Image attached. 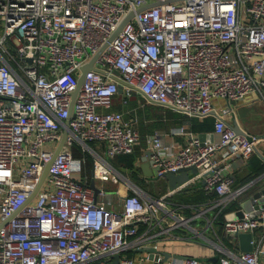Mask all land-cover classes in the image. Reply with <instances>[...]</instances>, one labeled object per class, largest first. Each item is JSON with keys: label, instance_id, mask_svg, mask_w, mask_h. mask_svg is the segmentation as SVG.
I'll use <instances>...</instances> for the list:
<instances>
[{"label": "built area", "instance_id": "1", "mask_svg": "<svg viewBox=\"0 0 264 264\" xmlns=\"http://www.w3.org/2000/svg\"><path fill=\"white\" fill-rule=\"evenodd\" d=\"M153 1L0 0V264H112L116 254L114 264H210L193 254L163 258L162 243L193 228L190 219L136 189L116 190L112 201L95 183V194L82 173L86 156L72 150L77 143L92 152L94 179L124 178L109 160L132 152L140 134L110 108L117 69L122 102L138 91L187 115L214 116L213 140L182 125L170 132L185 133L184 143L146 135L158 176L194 165L220 206L247 188L233 187L234 162L264 137L236 132L225 117L249 94L264 96V0H170L137 10ZM96 54L73 95L80 67ZM89 141H102L104 154ZM224 231H251L253 248L215 241L214 264H261L264 206L226 218Z\"/></svg>", "mask_w": 264, "mask_h": 264}, {"label": "crops", "instance_id": "2", "mask_svg": "<svg viewBox=\"0 0 264 264\" xmlns=\"http://www.w3.org/2000/svg\"><path fill=\"white\" fill-rule=\"evenodd\" d=\"M122 96L123 91H118L113 97V102L110 108L121 111L123 113V117L128 120L140 134V138L135 144L134 151L137 159L136 166L139 168V171L141 173L140 179L142 181L143 187L132 180L128 174L123 173L117 166L119 165V163L115 160V157L119 154L111 158L109 161L115 169H117L120 173L122 172L121 174L124 176V178H120L121 180L116 181L110 179H99V184L96 182V179H94L95 183L98 186L105 188L104 185H106L107 182L111 181L110 185L112 184V182L115 183L114 191L119 190L124 192L126 190L127 192H129L131 190L132 192H134V190L137 189L143 193H148L150 195L165 198L167 200V205L174 212L187 217L191 221L195 220L196 218H200L202 224L198 227H200L201 231H203L202 235L204 237H206V233L207 236L212 234L211 230L208 231L211 221L223 207L228 206L229 204L233 205L231 206L232 208L230 207V209L226 210L225 217L228 218V215H232L231 213L239 208L240 202L244 199V197L248 195L252 188L264 186V157H261L256 151L247 158H236L233 169V174H235L236 178L233 183V187L244 184L248 185L244 192L238 198L232 199L225 206L215 204V198L217 197V195H215L213 198H209L207 195H204V198L201 199V201L199 200L194 202L191 200H187L188 198H190L191 193L200 191L201 189L205 190L201 184L200 177L195 174H191L192 177L190 181L186 184L181 185L180 188L176 190H171L169 188L167 181L163 177V175L158 177L144 176L139 167V163L141 161V157L144 155L145 150L149 148L148 142L146 140V135L148 133L158 131L161 132L164 141L174 140L175 142L184 143L186 138L185 133H171L170 127L182 125L185 130L192 131L190 130L191 117H198V115H187L171 107L148 101L145 96L138 91H134L131 97L128 98L127 102H122ZM175 112L183 113L184 116L181 121L178 120ZM225 118L228 122H237L241 129H244L249 133H259L260 135L264 134V96L258 93L249 94L244 99L235 102L233 111L230 113V115H226ZM261 136L264 137V135ZM213 138H218V135L214 133ZM89 146L99 154H104V143L102 141H93V143H89ZM258 149L262 154H264V139H262V142L258 145ZM87 152L90 155L92 153L90 150H88ZM74 156L78 157L79 155L74 154ZM257 164H259L262 169L258 174L252 176ZM91 168L89 169V167H87L85 163L82 169V173L88 174L91 178ZM164 187L165 189H163ZM162 189L163 191L160 193V190ZM104 198L114 201L117 199V194L115 193V195L112 196L110 194H107V196H105ZM212 208H214V210H211ZM175 232L179 235L177 236V238H173L162 243L165 250L181 254H196L199 256H209L210 254L216 253L217 251L215 246L212 249L207 246L205 247L204 245H201V247L198 248L191 246V244H193L194 242H188L190 240L186 239L191 236L190 232L184 233L182 230H175ZM257 234L258 231L255 232L254 236H257ZM206 239L209 241V239L212 238H209L208 236L206 237ZM206 243L207 242L205 241V244ZM232 251L238 252L239 250ZM208 262L210 261L208 260ZM262 263H264V258L261 257V264Z\"/></svg>", "mask_w": 264, "mask_h": 264}, {"label": "water", "instance_id": "3", "mask_svg": "<svg viewBox=\"0 0 264 264\" xmlns=\"http://www.w3.org/2000/svg\"><path fill=\"white\" fill-rule=\"evenodd\" d=\"M164 1H170V0H156L153 2H149V3H143L141 4V6L137 9L140 10L142 8H145L147 6H151L160 2H164ZM133 14V11L129 12V14L127 16H125L123 18V20L119 23L118 27L115 29V31L113 32L112 36L113 37L122 27V25L124 24V22H126L127 19L130 18V16ZM98 54V53H97ZM97 54L95 56H93L88 62L84 63L80 69H81V73L78 77V84L77 87L75 89V91L73 92V95L75 94L77 88L79 87V85L81 84L82 80H83V76H84V72L91 68L93 66V61L95 59V57L97 56ZM113 74L112 77L116 80H118V91L122 92L123 91V84L124 81L117 76L118 70L114 69L113 70ZM169 107H172L171 105H168ZM211 114H216L215 110L211 111ZM67 123V120H66ZM232 128L236 131V132H243V130L239 127L237 122H232L229 123ZM67 135V129L63 128L58 145L56 146L55 150H54V155L59 151V149L61 148L65 138ZM199 137L201 139H207V140H213V132H199L198 133ZM264 135V134H261ZM256 152L261 156L264 157V154H262L258 149H256ZM151 154V149L148 148L147 150H145L144 155L141 157V161L139 163V167L141 169V172L144 176L146 177H158V175L156 174V167L152 166L151 163V159L149 158ZM50 165V161L45 165L42 175H41V179L40 182L42 181L43 177L45 176L48 167ZM122 173V172H121ZM191 174H195L198 177L199 175V171L198 169L194 166V165H190V166H186V167H181L179 168L177 171H169L163 174V177L166 179L167 184L169 186V188L171 190H176L178 188H180L181 185L186 184L190 181L191 179ZM91 179L89 182V185L94 189L95 194L98 191V186L95 184L94 181V177H93V169H91ZM201 180V184L203 183V180ZM40 182L38 183L37 187L34 189V191L31 193L30 197L31 198L33 196V194L36 192V190L38 189ZM137 190V189H136ZM253 204L255 206H264V186H258L255 188H252L251 191L248 193V195L246 197H244V199L240 202V206L239 208L234 211L233 213H231L232 215H228V218L231 217H240L243 215V210H248L251 209L253 207ZM237 240H238V245H239V250L242 251H249L253 248V243H252V238H253V233L251 231H243V232H237L235 234ZM148 250L152 249V248H147ZM163 254V258H167L170 256H174V257H186L187 254H181V253H174L168 250H163L162 251ZM150 256H152V253L149 254ZM119 254L115 255V259L112 262V264H114L117 259H118ZM158 255L156 254L155 257H157ZM218 257V254H214V255H210V256H198V258L202 259V260H209L210 264H214L216 259Z\"/></svg>", "mask_w": 264, "mask_h": 264}, {"label": "trees", "instance_id": "4", "mask_svg": "<svg viewBox=\"0 0 264 264\" xmlns=\"http://www.w3.org/2000/svg\"><path fill=\"white\" fill-rule=\"evenodd\" d=\"M176 113V117L178 118V120H182L183 119V113L180 112H175ZM213 122H214V116L213 115H205V116H193L191 117V125H190V130L194 131V132H210L213 129ZM90 144L93 143V141L89 142ZM134 151V150H133ZM73 153L75 155H85L86 156V166L89 167V169L91 168V155L87 152V150H83L80 145H78L77 143L73 144ZM116 161L119 163V165H117L121 171L123 173H126L130 176V178L132 180H134L137 184H139L140 186L143 187L142 185V181L140 179V171L139 168L136 166V155H135V151L134 152H130V153H123V154H119L118 156L115 157ZM262 169V167L257 164L255 169H254V173L252 174V176H255L256 174L259 173V171ZM235 174H234V181H235ZM145 188V187H144ZM165 189V187L163 188ZM160 190V193L163 191ZM130 193H132V191H129ZM152 192V191H150ZM153 194H157V193H153ZM204 195H207L209 198H213L216 194L215 191H206L201 189L200 191H195L193 193L190 194V198H188L187 200H191V201H201V199L204 198ZM233 206L232 204H229L228 206H225L221 209V211L219 213H217L215 215V217L212 219L209 230H211L212 234H210V236L216 240L217 242H221L224 246H226L227 248H230L232 250H239L238 247V240L236 238V236H232V235H228L225 231H224V221L226 220L225 214H226V210L230 209V207ZM232 208V207H231ZM184 233H187L186 230H182ZM187 240L189 239L190 241L193 242H198L200 243L199 239H195L192 238L191 236L186 238ZM214 250V249H213ZM196 255V254H193Z\"/></svg>", "mask_w": 264, "mask_h": 264}, {"label": "rangeland", "instance_id": "5", "mask_svg": "<svg viewBox=\"0 0 264 264\" xmlns=\"http://www.w3.org/2000/svg\"><path fill=\"white\" fill-rule=\"evenodd\" d=\"M110 180H112V179H110ZM118 180H121L120 177H118ZM96 182L98 184L100 183V181H99L98 178H96ZM110 183H111V181L110 182H107L106 185H104V187L106 189V194H110L112 196V195H115V191H114V184L115 183L112 182L111 185H110ZM211 210H214V208H212ZM189 222L191 223V225L193 226V228L190 227V226H188V225H183L182 228L184 230H186V232H190L191 233L190 235H191L192 238H195V239H199L200 240L199 241L200 243L194 242L193 244H191V246H194V247L198 248V247H201V245H204L205 247L207 246V247H209V248L212 249L215 246L214 245V243H215L214 241L215 240H212L213 238L210 235H208L209 238H212V239H209V241H208L207 240L208 238L206 239V237H208L207 236V233H206V237H204L202 235V233L199 232V231H201V229L198 226H200L202 224L201 219L200 218H196L195 220H193V221L190 220ZM208 231H210V230H208ZM201 232H203V231H201ZM204 240L207 242L206 244H205V241ZM188 242H191V241H188ZM262 264H264V263H262Z\"/></svg>", "mask_w": 264, "mask_h": 264}]
</instances>
